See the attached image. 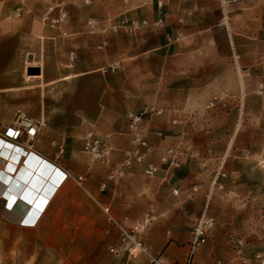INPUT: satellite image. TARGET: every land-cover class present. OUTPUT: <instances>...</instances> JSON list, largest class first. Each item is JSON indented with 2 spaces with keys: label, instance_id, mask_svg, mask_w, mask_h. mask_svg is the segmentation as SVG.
<instances>
[{
  "label": "crops",
  "instance_id": "0c3cea01",
  "mask_svg": "<svg viewBox=\"0 0 264 264\" xmlns=\"http://www.w3.org/2000/svg\"><path fill=\"white\" fill-rule=\"evenodd\" d=\"M49 6L66 12L63 31L42 21ZM122 16L146 24L106 30ZM88 18L102 23L98 31ZM263 25L264 0H0V129L21 111L41 121L33 149L61 172L34 224L8 220L13 206L0 198L3 219L51 240L59 264L183 261L209 195L213 216L227 206L228 225L242 217L251 226L252 194L264 185V102L255 93L264 85ZM144 110L131 132L128 114ZM90 132L109 150L102 160L83 150ZM128 160L125 175L110 179ZM221 165L224 192L214 186ZM101 205L143 236L145 251L110 252L120 232Z\"/></svg>",
  "mask_w": 264,
  "mask_h": 264
},
{
  "label": "rangeland",
  "instance_id": "374dc122",
  "mask_svg": "<svg viewBox=\"0 0 264 264\" xmlns=\"http://www.w3.org/2000/svg\"><path fill=\"white\" fill-rule=\"evenodd\" d=\"M15 1L22 2L21 0ZM106 21L108 24L106 30L112 31L108 29V26L109 21L114 20L110 19ZM97 23L99 24L98 27L100 25L102 26V23ZM262 31V34H264V25ZM255 93L264 102V85H260ZM216 101H212L213 105L209 103L208 107H215ZM238 108L242 111L243 105L238 106ZM20 113L28 115L24 111ZM15 121L10 126L0 129V134L7 136L8 131L14 126ZM19 142L32 146L34 144V141L26 143V137L24 136ZM219 172L222 174L219 178L221 181H225L227 179V171L223 165L220 166ZM220 179L218 185L215 187L220 189V192H224L226 186L224 182H220ZM219 185L222 187H219ZM234 187L237 190H241V192L243 190V186ZM252 195L250 209H255L256 212L254 215L252 214V217L246 218V220L251 221L252 227L244 224L245 218L242 217H236L234 224L228 225V218L222 214V210L227 206L217 207L221 213L219 216L213 211L216 225L210 232L207 242L200 248L198 253L197 258L201 264H264L262 260L264 258V227L259 228L260 222L262 224L264 222V212L260 214L258 211L259 209L264 210V185L261 189L257 188ZM244 204L245 201H239L237 208L243 207ZM212 208V201L210 200V210H213ZM129 229L132 230L131 228ZM136 235L146 247L147 245L143 236L139 237V234ZM237 241H241L242 244H237ZM52 244L53 242L51 240L45 238L42 234H36L35 230H31L28 227L16 226L5 221L1 216L0 210V264H59L56 255L57 250L52 247ZM140 253L142 252L137 251L135 255H130L128 252H122V254L129 257L138 256ZM186 259L173 264H183L186 262Z\"/></svg>",
  "mask_w": 264,
  "mask_h": 264
},
{
  "label": "built area",
  "instance_id": "2783aa9c",
  "mask_svg": "<svg viewBox=\"0 0 264 264\" xmlns=\"http://www.w3.org/2000/svg\"><path fill=\"white\" fill-rule=\"evenodd\" d=\"M21 12H22L21 8H18L16 10V16L20 17ZM53 14L56 15L53 17L52 16ZM66 19H67L66 12L62 10L59 6L49 7L48 10L42 16V21L45 24H50L52 27H55L61 31H63V27ZM145 24H146L145 21H142L141 23H137L135 21H130L125 17H121L114 21H109L108 29L112 31H118L121 29L137 30L140 29ZM86 25L91 30V32L98 31L99 24L94 19L88 18L86 20ZM101 48L102 47L99 46V49ZM211 105H213V102H211ZM146 114L147 112L145 110L138 113L128 114L127 116L128 127L131 130V132L134 133L139 123L143 120ZM41 126H42L41 121L29 115L20 113L15 121L14 126L8 131L9 133L7 136L9 137L10 141H12L13 143L18 144L26 148L27 150L34 151L32 145L22 144L19 142V140L24 136L26 137V143H30L31 141H34ZM133 142L138 146L146 144L139 136H135ZM83 150L84 152L88 153L94 160H102L109 152L108 148L101 142V140L96 138L91 132L87 134V137L84 140ZM128 156L136 157L138 160L141 159L138 153H131L128 154ZM172 163L177 165V160L173 159ZM130 164L131 162L128 160L127 162H125L123 167L112 169L110 171V179L118 180L122 178L125 175V167L130 166ZM154 172H155V168L152 166L146 170V173L149 175L153 174ZM220 175L222 174H220L219 172L216 176V179L214 180V186L218 185V180ZM76 180L80 185H83L85 182V177L80 176L76 178ZM219 187L222 186L219 185ZM105 188H106V184H103L102 190H104ZM173 192L175 194L178 193L177 190H174ZM210 197L211 195L208 196L200 216L195 220L193 224L191 230L192 239L189 246L188 256L186 262L183 264H201V262H199L197 258L198 253L200 251V248L207 242L210 232L215 228L216 225V219L210 212V199H211ZM101 207L104 213L106 214L108 221L113 225H115L120 232V245L117 248L115 247L110 248V252L112 254L119 255L122 252H128L130 255H135L137 251L143 252L146 250L144 243L136 235L138 233L137 230L135 229L130 230L123 223L115 220L108 206L101 205ZM236 243L239 245L242 244L241 241H237ZM262 260L264 262V258Z\"/></svg>",
  "mask_w": 264,
  "mask_h": 264
},
{
  "label": "bare ground",
  "instance_id": "6f19581e",
  "mask_svg": "<svg viewBox=\"0 0 264 264\" xmlns=\"http://www.w3.org/2000/svg\"><path fill=\"white\" fill-rule=\"evenodd\" d=\"M56 174L61 172L35 151L0 134V198L8 201L9 207L13 206L5 213L8 220L23 225L34 224L47 202L48 191L56 184ZM45 183L48 186H44ZM27 208L31 211L23 216Z\"/></svg>",
  "mask_w": 264,
  "mask_h": 264
},
{
  "label": "water",
  "instance_id": "95a60500",
  "mask_svg": "<svg viewBox=\"0 0 264 264\" xmlns=\"http://www.w3.org/2000/svg\"><path fill=\"white\" fill-rule=\"evenodd\" d=\"M27 72H28V75H30V76L39 75V73H40L39 69H37V68H30V69H28Z\"/></svg>",
  "mask_w": 264,
  "mask_h": 264
}]
</instances>
